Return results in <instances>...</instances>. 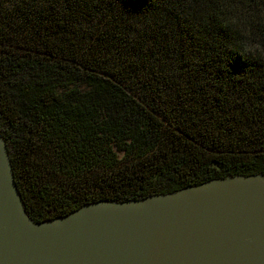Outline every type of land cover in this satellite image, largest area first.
Instances as JSON below:
<instances>
[{
  "label": "trees",
  "instance_id": "obj_1",
  "mask_svg": "<svg viewBox=\"0 0 264 264\" xmlns=\"http://www.w3.org/2000/svg\"><path fill=\"white\" fill-rule=\"evenodd\" d=\"M264 0H0V131L36 222L264 175Z\"/></svg>",
  "mask_w": 264,
  "mask_h": 264
},
{
  "label": "water",
  "instance_id": "obj_2",
  "mask_svg": "<svg viewBox=\"0 0 264 264\" xmlns=\"http://www.w3.org/2000/svg\"><path fill=\"white\" fill-rule=\"evenodd\" d=\"M0 264H264V175L34 221L0 131Z\"/></svg>",
  "mask_w": 264,
  "mask_h": 264
},
{
  "label": "clouds",
  "instance_id": "obj_3",
  "mask_svg": "<svg viewBox=\"0 0 264 264\" xmlns=\"http://www.w3.org/2000/svg\"><path fill=\"white\" fill-rule=\"evenodd\" d=\"M239 46L242 57L264 59V47H261L259 44H254L250 41H241Z\"/></svg>",
  "mask_w": 264,
  "mask_h": 264
}]
</instances>
